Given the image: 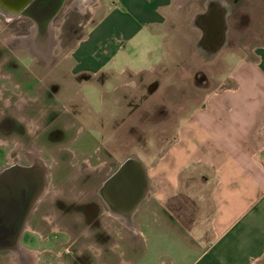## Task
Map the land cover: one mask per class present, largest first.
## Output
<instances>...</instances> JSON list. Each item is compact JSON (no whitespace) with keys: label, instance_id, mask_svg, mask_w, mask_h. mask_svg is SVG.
<instances>
[{"label":"crops","instance_id":"0c3cea01","mask_svg":"<svg viewBox=\"0 0 264 264\" xmlns=\"http://www.w3.org/2000/svg\"><path fill=\"white\" fill-rule=\"evenodd\" d=\"M173 5L174 0H111L75 44L72 73L93 79L117 72L116 63L130 54L147 63L167 44ZM221 26L219 19H206L199 39L209 34L207 44L215 46ZM254 54V60L229 66L222 79L228 86L202 97L161 155L149 157L148 165L133 158L146 173L145 195L130 211L123 201L118 216L120 232H134L128 245L139 257L146 240L154 251H167L171 264H264V45ZM145 70L142 65L135 72ZM122 240L108 248L123 247Z\"/></svg>","mask_w":264,"mask_h":264},{"label":"rangeland","instance_id":"374dc122","mask_svg":"<svg viewBox=\"0 0 264 264\" xmlns=\"http://www.w3.org/2000/svg\"><path fill=\"white\" fill-rule=\"evenodd\" d=\"M110 2L111 0H66L53 24V30L57 32L53 61L44 63L38 58L27 57L25 51H21L25 46L22 47L19 41L11 42L15 35L12 25L6 21L9 19L8 15L0 12V113L10 111L19 114L21 105L25 102V97L18 93L20 89L15 88L13 90L19 96L11 98L9 107L8 81L15 85L21 83V91L28 90L32 95L30 85L36 79L34 75L44 81L57 80L60 82L59 87L68 85L76 90L72 93L59 88L57 95L72 96L76 107H86L87 103L93 113L107 112L108 116L107 120H95L87 116V121H84V114L81 112L82 121L71 127L65 141L72 151L94 154L96 147H103L104 142L109 161L120 163L131 157L148 165L149 157L161 155L164 147L176 140L183 118L200 105L203 96L217 86H228V82H223L222 79L230 65L242 59H255L254 50L264 45V0H174L173 11L167 23L170 35L161 53L145 64L133 60L130 54L128 59L116 63L117 72L101 73L93 79L84 78L82 74L75 76L71 70L72 50L99 20ZM207 10L208 14H205ZM208 18L219 19L222 23L221 36L212 47L207 44L209 34L204 39H199L201 25ZM157 42L160 44L161 40ZM123 65H128L129 68L119 74ZM142 65L148 70L135 72ZM102 102L108 104V111ZM64 106L68 104H59L60 108ZM88 120H91L90 123ZM98 123L101 124L100 132L91 129ZM21 151V147H0V166L5 163L6 154L12 160ZM67 159H70V155L59 154L61 163ZM70 169L72 171L73 167ZM61 190L62 187L57 186L53 192ZM53 201L60 203L63 200L61 196L50 197L47 200L50 208ZM32 221H35L34 216ZM121 232L113 226L112 231H108L107 242L94 238L89 241L92 248L86 247L89 246L88 242L83 243L82 236L78 240L82 241V245L74 249L75 254L68 258L78 259L82 264H100L105 260L119 261L121 258L136 264H171L167 251H154L146 240L139 245L140 251L144 253L139 257L137 249L132 251V247L128 245L136 239L134 232L125 227ZM41 234L45 235L44 232ZM119 236L124 238L123 247L109 249V244L114 243ZM49 244L43 243L50 248L52 244ZM59 252L57 250V254ZM8 256L6 264H25L14 254L10 253ZM38 256L37 250L32 251L33 259L36 260ZM44 260L49 264H63L62 260L48 256L42 257L41 264ZM78 260L70 264H79Z\"/></svg>","mask_w":264,"mask_h":264},{"label":"flooded vegetation","instance_id":"af4514ba","mask_svg":"<svg viewBox=\"0 0 264 264\" xmlns=\"http://www.w3.org/2000/svg\"><path fill=\"white\" fill-rule=\"evenodd\" d=\"M65 1L46 24L27 15H8L9 19L6 21L12 25V32L15 34L11 42L19 41L22 47L25 46L21 51H25L30 59L38 58L43 63L53 61L57 40L53 24ZM9 44L13 47L12 43ZM9 49L12 52V49ZM34 77L36 79L30 85L33 89L32 95L28 90L21 91V83L15 85L8 81L9 107L11 98L14 95L18 97V93L25 97L23 99L25 102L21 105L19 114L10 111L0 113V147H21L22 150L20 155L12 160L6 154V161L0 166V173L23 171L26 180L21 187L24 194L28 190L35 192L25 215L20 220L19 237L11 246L0 248V264L8 262L10 253L21 258L25 264H41L43 256L54 257L62 260L63 264L65 262L70 264L78 260L70 259L68 256H73L74 249L82 245V241H78L82 236L83 243L88 242L89 246L86 247L92 248L89 242L92 238L107 242L108 231H112L113 226L120 230L123 228L122 218L118 216L122 213L118 207L124 201L122 189L118 185L112 188L107 186V180L118 170L123 160L120 163L109 161L106 155L107 147L102 141L103 147H96L94 154L86 155L72 151L65 144L71 127L82 119L87 121L85 118L87 116L95 120L102 118L107 120V112L93 113L85 101L86 107H76L75 98L72 96L57 95L59 88L73 93L76 92L72 90L74 87L68 85L59 87L60 82L57 80L44 81L35 75ZM15 88L20 89V92L13 90ZM61 103L68 104L64 106L67 110L59 107ZM102 105L108 111V104L102 102ZM81 112L84 114L83 118ZM88 121L90 123L91 120ZM100 127L101 124L98 123L91 129L100 132ZM60 153L70 155V159L61 163ZM67 166L69 169L73 167L72 171L65 169ZM133 171L131 168V172ZM35 179L38 180L37 183ZM64 181L69 183L65 184ZM57 186L59 188L61 186L62 190L55 193L53 189ZM3 187L5 186L0 178V228L7 229L8 225L14 226L19 220L14 208L25 201L22 200L23 193L18 195L14 192H2ZM54 195L61 196L63 201L60 203L53 201L50 208L47 200ZM113 196L116 199L113 200ZM109 201L112 208L109 207ZM33 216L35 221H32ZM42 232L45 235L42 236ZM40 242L52 245L49 248L43 243L39 244ZM35 250L39 254L36 260L31 257L32 251ZM57 250L60 254H57ZM42 263L49 264L47 260ZM78 263L83 262L78 260Z\"/></svg>","mask_w":264,"mask_h":264},{"label":"water","instance_id":"95a60500","mask_svg":"<svg viewBox=\"0 0 264 264\" xmlns=\"http://www.w3.org/2000/svg\"><path fill=\"white\" fill-rule=\"evenodd\" d=\"M64 0H0V10L7 15H27L46 24L51 16L61 7ZM131 168L134 170L131 172ZM25 173L21 170L2 171L0 178L5 187L2 192L24 194L21 184L26 180ZM33 178V177H32ZM36 183L38 182L37 179ZM146 173L142 166L133 158H127L118 170L107 180L109 186H119L124 197V208L130 211L141 201L146 190ZM34 190H28L22 200L24 203L14 207L18 222L14 226L8 225L7 229L0 228V248L11 246L20 234V220L25 215L29 203L34 196ZM13 211V210H12ZM11 227V228H10Z\"/></svg>","mask_w":264,"mask_h":264}]
</instances>
